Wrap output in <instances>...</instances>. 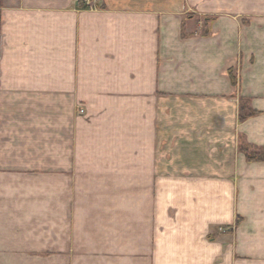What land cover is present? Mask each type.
<instances>
[{
  "label": "crops",
  "instance_id": "0c3cea01",
  "mask_svg": "<svg viewBox=\"0 0 264 264\" xmlns=\"http://www.w3.org/2000/svg\"><path fill=\"white\" fill-rule=\"evenodd\" d=\"M263 152L264 0L2 1L0 264H264Z\"/></svg>",
  "mask_w": 264,
  "mask_h": 264
},
{
  "label": "trees",
  "instance_id": "16d2710c",
  "mask_svg": "<svg viewBox=\"0 0 264 264\" xmlns=\"http://www.w3.org/2000/svg\"><path fill=\"white\" fill-rule=\"evenodd\" d=\"M2 1L3 0H0V7L2 6ZM230 76H231L233 85H235L236 84V78L234 77L233 74H231ZM241 104H242V106L240 109V121L245 120L249 116L255 115L253 112L249 113V108L246 106L247 105L246 103L244 104V101L241 100ZM257 156H258L257 159L263 160L264 159V152L261 153L260 155H257Z\"/></svg>",
  "mask_w": 264,
  "mask_h": 264
},
{
  "label": "built area",
  "instance_id": "2783aa9c",
  "mask_svg": "<svg viewBox=\"0 0 264 264\" xmlns=\"http://www.w3.org/2000/svg\"><path fill=\"white\" fill-rule=\"evenodd\" d=\"M100 0H76V2L79 5L85 6V7H92L95 5V3H97ZM81 113H84L83 110H81Z\"/></svg>",
  "mask_w": 264,
  "mask_h": 264
},
{
  "label": "rangeland",
  "instance_id": "374dc122",
  "mask_svg": "<svg viewBox=\"0 0 264 264\" xmlns=\"http://www.w3.org/2000/svg\"><path fill=\"white\" fill-rule=\"evenodd\" d=\"M252 154H253V153H252ZM252 154H251V155H252ZM257 155H260V154L258 153Z\"/></svg>",
  "mask_w": 264,
  "mask_h": 264
}]
</instances>
